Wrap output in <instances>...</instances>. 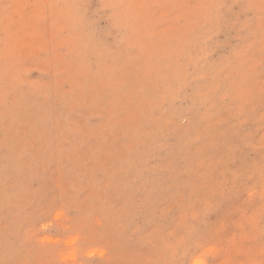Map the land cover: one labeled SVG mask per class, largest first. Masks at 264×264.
<instances>
[{"label":"rangeland","instance_id":"obj_1","mask_svg":"<svg viewBox=\"0 0 264 264\" xmlns=\"http://www.w3.org/2000/svg\"><path fill=\"white\" fill-rule=\"evenodd\" d=\"M0 264H264V0H0Z\"/></svg>","mask_w":264,"mask_h":264}]
</instances>
